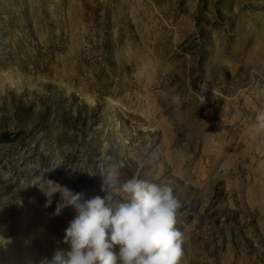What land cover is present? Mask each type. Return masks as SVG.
Masks as SVG:
<instances>
[{"label": "rangeland", "instance_id": "374dc122", "mask_svg": "<svg viewBox=\"0 0 264 264\" xmlns=\"http://www.w3.org/2000/svg\"><path fill=\"white\" fill-rule=\"evenodd\" d=\"M261 110L264 0H0V264L68 247L48 179L133 176L172 186L181 264H264Z\"/></svg>", "mask_w": 264, "mask_h": 264}, {"label": "clouds", "instance_id": "9594fccd", "mask_svg": "<svg viewBox=\"0 0 264 264\" xmlns=\"http://www.w3.org/2000/svg\"><path fill=\"white\" fill-rule=\"evenodd\" d=\"M255 124L264 129V110ZM39 188L47 197L45 207L60 194L54 216L66 207L76 212L64 230L68 247L40 264H181L186 235L176 227L181 204L170 184L136 176L118 186L104 181L103 196L87 199L49 179Z\"/></svg>", "mask_w": 264, "mask_h": 264}, {"label": "bare ground", "instance_id": "6f19581e", "mask_svg": "<svg viewBox=\"0 0 264 264\" xmlns=\"http://www.w3.org/2000/svg\"><path fill=\"white\" fill-rule=\"evenodd\" d=\"M70 190H72L73 192H74V188L70 185V186H67ZM101 192V191H100ZM98 195H99V193H97ZM101 194L103 195V193L101 192ZM100 194V195H101ZM58 197V203H60L61 202V198H60V195L59 196H57ZM74 213H76L75 212V209L74 208H72V207H68V209H66V208H64L63 209V211H62V214H64V216H66V215H72L73 216V214ZM181 217H182V215L181 214H179Z\"/></svg>", "mask_w": 264, "mask_h": 264}]
</instances>
